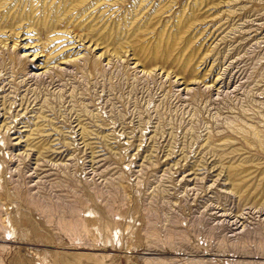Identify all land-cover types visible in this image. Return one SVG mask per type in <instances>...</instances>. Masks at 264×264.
Instances as JSON below:
<instances>
[{"label": "rangeland", "instance_id": "1", "mask_svg": "<svg viewBox=\"0 0 264 264\" xmlns=\"http://www.w3.org/2000/svg\"><path fill=\"white\" fill-rule=\"evenodd\" d=\"M0 264H264V0H0Z\"/></svg>", "mask_w": 264, "mask_h": 264}]
</instances>
